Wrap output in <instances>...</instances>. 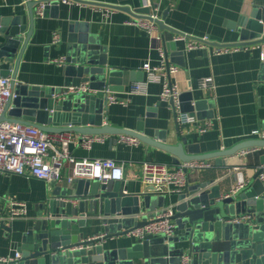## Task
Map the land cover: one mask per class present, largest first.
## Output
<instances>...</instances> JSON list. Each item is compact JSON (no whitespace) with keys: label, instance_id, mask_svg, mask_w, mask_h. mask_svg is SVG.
I'll return each instance as SVG.
<instances>
[{"label":"water","instance_id":"obj_1","mask_svg":"<svg viewBox=\"0 0 264 264\" xmlns=\"http://www.w3.org/2000/svg\"><path fill=\"white\" fill-rule=\"evenodd\" d=\"M76 1L104 4L90 0ZM41 2L45 4L43 15H48L50 10L57 15L61 0H26L30 13L29 28L19 14L2 19L0 61H10L12 65L1 69L0 74L11 76L12 93L1 119L37 125L48 132L108 134L111 141L116 135L127 134L167 151L172 156V164L210 158H216L219 163L224 156L243 148L264 147V131L262 137L244 139L227 148L203 152L198 144L189 141L178 124L175 140L170 142L166 129L155 128L153 135L146 134L141 118L135 129L105 120L108 101L104 90L123 91L130 82L143 80L144 71L108 66L106 45L96 34H88L87 27H80L83 33L79 38H70L73 43L68 45L65 63L60 68L63 85H32L18 80L17 71L23 50L33 30L35 8ZM110 6L130 9L124 5ZM149 11L150 8L145 6L133 14ZM165 17L163 14L162 18L156 19L160 29L179 32L165 23ZM236 28L239 41L233 44L263 42L264 7L256 6L249 15L241 16ZM162 34L168 61L170 50L173 54L184 53L177 40H168L165 33ZM20 45L21 50L15 58ZM84 82L96 91L62 96L65 87ZM160 104L161 101L158 102ZM179 104L181 111L199 119L214 117L213 109H204L208 106V99L195 98L192 90L181 92ZM63 116H67V121H59ZM261 159L264 164V154ZM259 173L260 170L247 183L243 173L238 174L236 180L242 186L228 193H223L219 184H212L214 179L196 182L178 195L172 216L175 223L172 236L147 233L119 247H106L104 241L128 234L151 221L154 211L167 205V194L152 192L153 186H150V191L127 193L122 180L101 183L98 179H76L70 186H58L59 189L49 193L38 204L36 217L20 236L18 251L21 256L9 264H180L184 253L191 256L194 264H264V184ZM247 213L253 216L252 222L227 220ZM94 224L102 226V235L96 238L84 232ZM12 228V222L7 219L6 205L0 196V229L9 233Z\"/></svg>","mask_w":264,"mask_h":264},{"label":"crops","instance_id":"obj_2","mask_svg":"<svg viewBox=\"0 0 264 264\" xmlns=\"http://www.w3.org/2000/svg\"><path fill=\"white\" fill-rule=\"evenodd\" d=\"M90 1L104 4L61 0L57 15L52 14V10L48 15H40L35 9L33 30L17 71L18 80L32 85H63L60 68L65 62L60 64L55 59L62 55L66 57L67 47L73 43L70 38H79L83 33L81 26L87 27L88 34L99 36L101 43L106 45L108 66L142 70V64L147 60H151L152 64L159 63L157 43L150 39L144 29L128 22L135 16L134 11L145 7V0ZM152 1L160 5L161 18L165 14V23L174 29L196 36L208 35L213 41L228 44L239 41V31L236 28L239 18L249 15L256 6L264 7V0ZM110 5H124L130 9ZM16 14L22 16V22L29 28L30 13L26 0H0V28L3 17ZM55 31L61 36L60 41L56 43L53 42ZM163 32L168 40L173 39V32ZM2 39L0 35V41ZM178 42L184 53L179 55L173 54L171 50L168 52L170 62L179 66V69L171 74V81L179 86L181 92L192 90L195 98L208 99V106L204 109L214 111L213 127L200 132L197 125H189L180 127L182 133L190 142L198 144L203 152L227 148L244 139L261 137L264 131V71L260 43L212 54L206 49H187L183 40ZM21 45L15 53V58L21 50ZM11 65L10 61L1 60L0 70ZM207 76L214 78L215 89L201 87V79ZM160 89L159 83H152L147 95H127L125 90L111 91L127 98V104L108 103L105 120L114 125L135 129L138 119L141 118L145 123L146 134L153 135L155 128L166 129L168 141H174L177 122L173 109L160 100ZM59 121H67V116H63ZM69 132L73 137L70 150L74 155L114 158L124 163L125 178L122 181L125 183L124 192L127 193L145 191L142 182L143 161L151 159L167 162L170 167L177 165L170 162V153L144 142L131 144L119 140V135L114 136L111 141L110 135L106 134L108 136L105 140L94 141L91 147L86 148L81 142V138L86 135ZM263 154L264 147H258L247 154L238 151L224 156L219 163L216 158H210V167L188 170L187 185L183 191L193 187L198 181L214 179L212 184H219L222 192L228 193L239 186L236 180L238 174L243 173L245 183L253 177L262 164ZM70 171L71 166L66 163L63 173L68 175ZM68 185L72 184L66 179L46 181L37 178L29 169L24 174L0 170V196L6 205L7 219L12 222L13 227L9 233L0 229L1 255H15L23 230L37 215L38 204L49 193L59 189L58 186ZM179 194H167L166 204L174 207ZM11 200L26 202V211L11 217ZM101 228L100 224H94L84 229V232L89 236L100 235ZM133 240L134 237L125 234L108 238L104 242L106 247H119ZM262 244L264 245V241Z\"/></svg>","mask_w":264,"mask_h":264},{"label":"built area","instance_id":"obj_3","mask_svg":"<svg viewBox=\"0 0 264 264\" xmlns=\"http://www.w3.org/2000/svg\"><path fill=\"white\" fill-rule=\"evenodd\" d=\"M70 2L72 0H63ZM145 6L150 8L149 13H137L128 22L144 29L150 39L155 41L159 51L160 61L158 64H152L147 60L142 64L144 71L143 80L132 81L127 95L149 93V87L152 83H159L161 89L159 92L160 100L166 102L174 111L175 119L179 127L185 128L189 125H197L200 132H205L213 127L212 118L205 120L199 119L196 115L180 110L179 96L181 90L176 83L171 81V74L179 69V66L167 60L166 50L163 46V30L160 29L156 19H160V5L152 0H145ZM44 2L37 4L36 12L40 15L44 13ZM60 33H53V42L60 41ZM174 40H183L187 49H206L212 54H220L232 49H238L239 44H228L213 41L208 35L196 36L186 32L179 31L173 34ZM261 57L264 61V41L260 44ZM64 55L55 59L57 63L65 62ZM201 87L205 89H215V81L212 76L203 77L200 81ZM91 92L96 90L90 88L87 82L78 86H67L64 88L62 96L77 92ZM108 103L120 102L127 104V98L120 97L116 92H111L108 88L104 90ZM11 76L0 75V170L24 174L27 169L32 175L46 181L67 180L73 184L76 179L89 178L98 179L101 183H107L111 180H123L125 178L124 163L114 158L107 157H79L70 150V143L73 140L69 131L48 132L40 129L37 125L25 122H13L1 119L4 107L11 96ZM172 101V102H171ZM257 132V131H256ZM263 136V132L261 133ZM106 134H91L83 136L82 145L86 148L91 147L94 141H103L107 138ZM261 136V137H262ZM119 140L131 144H139L141 141L137 138L121 134ZM258 147H247L240 150L241 154H247ZM66 163L71 166L68 175L63 173V167ZM210 159L191 160L181 162L175 167H170L167 162L156 160H145L142 164V182L145 185V191L170 194L172 192H182L187 185L188 170L202 169L210 167ZM259 178L264 184V164L259 165ZM242 184L233 189L236 191ZM27 203L19 200H11L10 215L14 217L24 213ZM175 208L173 205L158 207L154 211L152 220L143 226L131 230L128 234L134 238L140 239L147 233H164L172 236L175 232V223L172 219ZM232 222H252L253 216L249 213L236 215L227 219ZM102 235V234H100ZM95 235L94 238L100 236ZM21 253L16 251L14 256L1 255L0 264H9L19 259ZM180 264H194L191 262V256L184 253L181 256Z\"/></svg>","mask_w":264,"mask_h":264}]
</instances>
